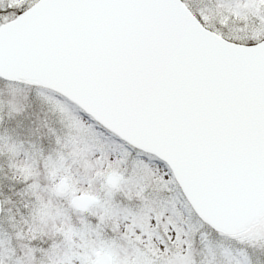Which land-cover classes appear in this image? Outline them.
Here are the masks:
<instances>
[{"label": "snow or ice", "instance_id": "6c2138e0", "mask_svg": "<svg viewBox=\"0 0 264 264\" xmlns=\"http://www.w3.org/2000/svg\"><path fill=\"white\" fill-rule=\"evenodd\" d=\"M0 264H264V0H0Z\"/></svg>", "mask_w": 264, "mask_h": 264}]
</instances>
